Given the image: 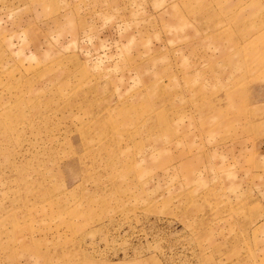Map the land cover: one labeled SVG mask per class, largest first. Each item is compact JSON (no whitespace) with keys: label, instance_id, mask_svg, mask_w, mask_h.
Here are the masks:
<instances>
[{"label":"rangeland","instance_id":"rangeland-1","mask_svg":"<svg viewBox=\"0 0 264 264\" xmlns=\"http://www.w3.org/2000/svg\"><path fill=\"white\" fill-rule=\"evenodd\" d=\"M0 264H264V0H0Z\"/></svg>","mask_w":264,"mask_h":264}]
</instances>
